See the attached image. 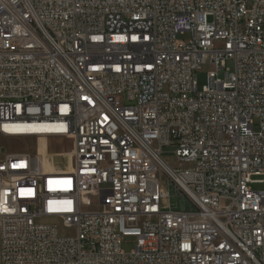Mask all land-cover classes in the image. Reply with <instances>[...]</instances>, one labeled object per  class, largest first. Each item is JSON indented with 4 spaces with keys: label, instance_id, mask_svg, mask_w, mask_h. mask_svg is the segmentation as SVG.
Returning a JSON list of instances; mask_svg holds the SVG:
<instances>
[{
    "label": "built area",
    "instance_id": "1",
    "mask_svg": "<svg viewBox=\"0 0 264 264\" xmlns=\"http://www.w3.org/2000/svg\"><path fill=\"white\" fill-rule=\"evenodd\" d=\"M6 138L0 264H264V0H0Z\"/></svg>",
    "mask_w": 264,
    "mask_h": 264
},
{
    "label": "rangeland",
    "instance_id": "2",
    "mask_svg": "<svg viewBox=\"0 0 264 264\" xmlns=\"http://www.w3.org/2000/svg\"><path fill=\"white\" fill-rule=\"evenodd\" d=\"M180 38L182 39H189L190 34L186 33L183 35H180ZM220 43H217V46H219ZM226 66L233 71L234 70V62L233 60H228L226 63ZM213 69V66L210 65H203L202 68L197 72L196 74V80H197V88L199 91L203 89L205 85L208 84V72ZM225 69H221L218 71V76L223 77L224 76ZM2 144L7 146V149L9 151H28L30 153H34L37 150V141L35 138H21V139H15V138H6L0 140ZM39 153L41 156L44 157L48 161L50 159V155L55 153H64L66 155H63V157H56V160L63 161L64 165L70 166L73 161L69 157L73 153V143L71 139H66L65 137H57V138H51L49 141L40 140V147H39ZM172 151L171 148H165L164 149V155L166 158L170 161H174L172 157ZM63 158V159H62ZM256 179H263L264 177H255ZM162 184L163 186L170 191V202L171 206L174 210H182L184 207L187 209H195L194 206H192L191 202L187 197H181L177 195L176 187L171 183L168 185L166 181L162 178ZM254 189L262 190L264 189V183H258L252 185ZM96 206V204H94ZM93 207L92 209L96 208ZM47 221V220H45ZM60 234L67 235V234H74L75 229H67L60 225L59 227ZM135 237H126L122 243V249L125 252H131L135 248Z\"/></svg>",
    "mask_w": 264,
    "mask_h": 264
},
{
    "label": "bare ground",
    "instance_id": "3",
    "mask_svg": "<svg viewBox=\"0 0 264 264\" xmlns=\"http://www.w3.org/2000/svg\"><path fill=\"white\" fill-rule=\"evenodd\" d=\"M43 157V156H42Z\"/></svg>",
    "mask_w": 264,
    "mask_h": 264
}]
</instances>
